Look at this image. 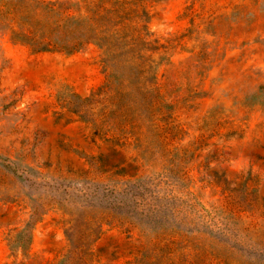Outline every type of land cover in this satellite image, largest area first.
<instances>
[{"label":"rangeland","instance_id":"1","mask_svg":"<svg viewBox=\"0 0 264 264\" xmlns=\"http://www.w3.org/2000/svg\"><path fill=\"white\" fill-rule=\"evenodd\" d=\"M145 1L150 31L174 39L157 78L177 106L146 113L124 146L68 111L73 95L86 97L105 82L96 46L66 55L0 43V155L89 182L83 186L126 183L150 203L141 227L120 224L101 198L49 206L24 254L13 253L8 239L18 237L30 208L0 200V264H59L67 220L78 227L71 237L100 231L93 264H264V0ZM5 187L0 175V193ZM162 231L158 238L199 240L177 252L150 249Z\"/></svg>","mask_w":264,"mask_h":264},{"label":"trees","instance_id":"2","mask_svg":"<svg viewBox=\"0 0 264 264\" xmlns=\"http://www.w3.org/2000/svg\"><path fill=\"white\" fill-rule=\"evenodd\" d=\"M150 18L145 0H0V43L5 39L27 47L32 53L66 55L89 45L96 46L105 82L86 97L73 95L68 111L78 120L91 123L105 141L124 146L130 129L144 127L148 121L146 113L173 110L177 106L164 95L157 78L159 67L171 61L174 39L154 36L149 29ZM0 175L6 183L0 200L24 203L30 208L18 237L8 239L13 253L26 254L33 225L49 211V206L61 208L69 203L85 206L101 198L108 201L120 224L136 227H141L150 211L146 197L137 195L126 183L113 188L102 184H93V188L83 186L89 182L51 177L32 167H20L17 161L2 155ZM12 185L17 188L14 194L10 193ZM49 193L51 199L42 201L40 195ZM71 193L77 198L71 199ZM40 201L43 203L38 204ZM66 224H70L66 230L68 249L59 264H93L92 245L100 231L95 237H71L77 224L73 220H67ZM162 232L149 239L150 249L177 252L199 240L158 238L165 235ZM198 233L199 237H211L207 231ZM189 264L197 263L193 260Z\"/></svg>","mask_w":264,"mask_h":264}]
</instances>
